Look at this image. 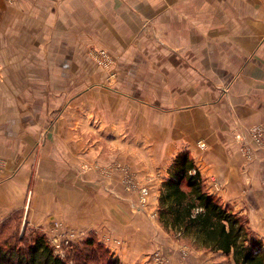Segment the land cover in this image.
I'll use <instances>...</instances> for the list:
<instances>
[{
  "label": "crops",
  "instance_id": "0c3cea01",
  "mask_svg": "<svg viewBox=\"0 0 264 264\" xmlns=\"http://www.w3.org/2000/svg\"><path fill=\"white\" fill-rule=\"evenodd\" d=\"M254 126L264 0H0V236L65 220L124 235V255L139 256L134 217L148 214L111 166L162 177L157 211L158 184L188 152L209 193L264 239L262 166L235 139ZM94 163L109 171L83 167Z\"/></svg>",
  "mask_w": 264,
  "mask_h": 264
},
{
  "label": "trees",
  "instance_id": "16d2710c",
  "mask_svg": "<svg viewBox=\"0 0 264 264\" xmlns=\"http://www.w3.org/2000/svg\"><path fill=\"white\" fill-rule=\"evenodd\" d=\"M167 174L157 198L158 222L165 231L188 236L205 250L231 257L233 264H264V242L248 227L246 216L209 193L188 152L175 156ZM12 228L2 227L0 264H67L43 235L25 243L17 236L19 225ZM86 245L91 248L95 241L88 239ZM102 250L106 264H120Z\"/></svg>",
  "mask_w": 264,
  "mask_h": 264
},
{
  "label": "rangeland",
  "instance_id": "374dc122",
  "mask_svg": "<svg viewBox=\"0 0 264 264\" xmlns=\"http://www.w3.org/2000/svg\"><path fill=\"white\" fill-rule=\"evenodd\" d=\"M93 51L99 50L90 49L88 52L89 56L94 61L91 55ZM98 66L100 65L98 64ZM100 67L109 72L110 76V69L113 67L112 61L111 64L107 65L105 68L102 66ZM88 166L93 170L101 167L97 163L92 165L85 164L83 167L89 170L87 168ZM101 168L107 167L102 166ZM111 168L118 172L120 169H123L122 171L124 173L120 172L124 175V190L126 192L129 191L128 194L133 191L131 194H135V197H138L137 206L135 207L137 208L136 210H141L148 214V217L145 219L134 217V221L136 222L134 232L139 237L138 245L143 247V249L140 248L141 254L139 256H134V258H132L133 254H136L135 252L124 255L125 248H128V242L124 239V235H117L113 232L117 235L115 236L113 234H100L97 231L77 230L69 226L65 220L50 221L41 231L36 228H28L24 231L18 230L17 236L22 239L21 241L29 243L33 240L34 234L43 235L45 241L49 244V239L56 234V232L52 230V223H60L61 232H74V234L78 235V238L71 239V242L64 248L62 255H59L67 264H106L105 257L100 253L103 251L102 249L108 251V256L111 255L117 258L120 264H139L141 260L143 261L142 264H158L160 259L167 260L169 264H233L231 257H226L220 252L213 253L207 251L208 253H206L204 248L196 244L188 236L175 234L172 231H165L160 226L157 211L153 204L152 192L155 191L153 185H155L159 179H162V177L157 176L156 173L154 175H146V177H143L139 173L136 174V176H132L131 172L129 173V168H121L117 164H112ZM108 171L109 169L107 168L106 172ZM143 172L153 173L154 171L144 170ZM161 183L158 185L160 186ZM142 189L146 190L144 203L139 201V194ZM261 190L264 191L263 188H261ZM130 214L132 215L131 217L134 216L132 213ZM154 214L155 216L152 217ZM151 233L152 240L150 239ZM88 239L95 241V247L93 246L90 248L86 245ZM261 240L264 242V239ZM97 245L100 246V250ZM125 256H130L131 259L135 261L128 263L124 262L128 260Z\"/></svg>",
  "mask_w": 264,
  "mask_h": 264
},
{
  "label": "built area",
  "instance_id": "2783aa9c",
  "mask_svg": "<svg viewBox=\"0 0 264 264\" xmlns=\"http://www.w3.org/2000/svg\"><path fill=\"white\" fill-rule=\"evenodd\" d=\"M94 61L102 67L111 64V59L102 50L93 51L91 53ZM236 141L239 142L242 151L250 160H257L260 162L262 168L261 188L264 190V126H254L248 129L240 130L235 134ZM260 155V156H259ZM139 201L144 203L146 190H140ZM152 215V217H154ZM53 231L56 232L50 239L49 245L55 255H62L64 248L71 242L72 238H78L74 232H61V224L58 222L52 223ZM158 264H169L165 259H160Z\"/></svg>",
  "mask_w": 264,
  "mask_h": 264
}]
</instances>
